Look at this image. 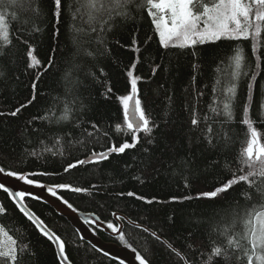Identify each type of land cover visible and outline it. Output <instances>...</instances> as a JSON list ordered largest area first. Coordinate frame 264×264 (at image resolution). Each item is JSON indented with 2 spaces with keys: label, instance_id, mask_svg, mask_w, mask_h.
<instances>
[{
  "label": "trees",
  "instance_id": "1",
  "mask_svg": "<svg viewBox=\"0 0 264 264\" xmlns=\"http://www.w3.org/2000/svg\"><path fill=\"white\" fill-rule=\"evenodd\" d=\"M5 4L6 7L0 6V11L9 25L11 46L0 57V66L6 68L5 75L0 77V113H3L0 167L31 173L29 178L37 182L86 188V192L63 188L57 194L76 209L97 213L116 229L114 214H127L167 238L192 264H205L216 246L221 247L222 253L221 257L213 258L212 264H247L244 249H250V243L245 238L244 221L254 219V215L248 216L253 203L257 205L256 211H264L260 207L264 200L246 182L234 185L228 193L216 198L197 197L214 191L233 175L247 174L250 170L243 165L242 172L240 164L250 138L244 119L250 120L259 141L264 143V112L258 108L264 100V27L257 53L261 56V68L250 115L245 117L243 113L248 77L242 75L229 119L222 114L217 116L213 110L222 112L223 102H228L229 74L234 71L230 64L235 48L244 50L242 70L251 75L247 67L251 64L254 69L251 40H220L195 48L165 49L159 44L151 18L141 11L135 19H117L110 31L101 34L103 44L96 40L85 43L77 55L72 42L73 27L86 25L79 17L73 18L74 0H62L59 23L54 15V0H17V5L5 0ZM29 5L38 11L30 10ZM24 40H28L27 45ZM3 45L0 39V47ZM28 48L34 49L40 61L36 68L28 67ZM75 64L82 70L73 71ZM133 64L134 74L140 77L139 98L150 120L159 127L152 136L140 132V142L123 154L113 153L106 160L65 171L69 163L85 160L93 151H106L111 145L119 146L125 141L134 142L118 100L119 96L130 94L127 71ZM66 73H72L67 80ZM74 82L78 86L74 87ZM108 87L111 93L107 92ZM33 95L35 100L28 104ZM65 104L74 109L67 121L60 120ZM21 105L27 107L16 116L10 115ZM45 116L48 118L43 119ZM194 118L199 121L195 126ZM208 139H212L211 144ZM256 171L259 172L258 166ZM249 179L264 188V178L256 175ZM129 192L135 195H127ZM246 192L253 193L251 201ZM26 201L64 240L66 253L75 264H121L84 241L44 201L34 197H27ZM0 205L6 210L0 213V225L18 244L28 246L19 264H58L53 243L2 189ZM90 225L105 240L137 250L149 264H186L180 255L146 230L126 223L123 233L113 237L93 223ZM232 237L235 243L229 246L227 241ZM4 239L0 233V240ZM236 243L240 248L233 250ZM253 264L259 262L254 258Z\"/></svg>",
  "mask_w": 264,
  "mask_h": 264
},
{
  "label": "snow or ice",
  "instance_id": "2",
  "mask_svg": "<svg viewBox=\"0 0 264 264\" xmlns=\"http://www.w3.org/2000/svg\"><path fill=\"white\" fill-rule=\"evenodd\" d=\"M61 2L62 0H54L56 8L54 15L56 16L57 23H59ZM10 3L11 5H17V0H10ZM74 4L76 8L73 13V18L76 19L79 17L86 25V27H76L75 25L73 27L74 35L72 42L77 55L81 54V50L85 43L91 44L93 40H96L98 44H103L104 40L101 34L110 31L117 19H135V15L141 11H146L147 15L151 18V22L158 35L159 44L165 49L169 47L180 49L189 47L195 48L198 44L214 43L220 40H251V50L255 55L254 69L251 64L247 65V67L251 69V75L249 76L248 71L242 70L245 61L244 50L242 48H235V54L231 57L230 64V67H234V71L229 74L230 87H228L227 91L230 96L228 97V102H223L222 112L220 110H213L217 116L222 114L229 119L232 117L233 98L236 94L238 81L243 75L244 77H248L247 97L243 113L245 117L250 115L252 108L251 101L255 93V81L257 80L261 68V56L257 53L259 50V38L262 35V27H264V0H86V3H82V0H74ZM0 6H7L5 0H0ZM29 8L34 12L38 11V8H32L31 5H29ZM13 18L15 19V15ZM58 34L59 30L57 29V35ZM92 34L96 35L93 36ZM0 39L4 42V45L0 47V57H3L6 55L5 49L11 46V40L9 36V25L2 11H0ZM22 42L26 45L28 44V40ZM86 54L91 55V53ZM26 58L29 61L28 67L36 68L40 65V61L34 55L33 48H28L26 51ZM135 66L136 65L133 64L127 71V76L130 78V94L118 97L122 105L126 129L132 133V140L134 142L129 143L125 141L119 146L115 144L111 145L106 151H93L92 155L95 157V162L106 160L113 153H125L127 149L134 148L136 144L140 142V132L145 133L147 136H152L154 130L159 127L158 124L150 120L139 98L138 81L140 77L134 74ZM48 67H51V61ZM78 70L82 69L79 64H75L73 71ZM5 71L6 68L0 66V77L5 75ZM100 72L103 74L102 68ZM70 75H72V73H66L65 79L67 80ZM89 75L94 76L95 74L89 73ZM153 75H155V72H153ZM76 86H78V82H74V87ZM32 87L33 92H35V83ZM111 91V87H108L107 92L111 93ZM33 100H35V95L28 101V104H31ZM75 103L76 101L73 100L72 104ZM24 107H27V105H21V107L11 112L10 115L16 116ZM258 108L260 111L264 112V100L259 102ZM63 111L64 115L60 117V120L67 121L71 118V113L74 109L70 104H65ZM0 115H3V113H0ZM42 118L47 119L48 117L45 116ZM198 123L199 121L197 119L194 118L192 120L194 126ZM243 123L248 125L250 138L248 139L246 148L241 154V171L243 172V165H246L250 170L247 174L239 176L233 175V178L222 183L215 188L214 191L201 193L197 198H216L222 193H228L234 185L246 182L248 188L253 189L255 194L258 195L261 200H264V188L256 184L255 181L249 179L256 175L264 178V143L259 141V134L256 128L252 126L249 119H244ZM92 127L95 129L97 125L93 124ZM117 128L120 129L121 126L117 125ZM208 132H212L211 126L208 127ZM89 135H91V133H89ZM149 143H152V141L149 140ZM208 143L211 144L212 139H208ZM85 163L86 161L83 159L77 160L74 163H69L65 171H69ZM257 166L259 167V172L256 171ZM0 173L8 177H15L28 185L35 184L38 187H42V185H39L35 180L23 173L6 171L3 167H0ZM57 187L68 189L71 186L60 184L57 185ZM0 189L8 193L13 201L20 204L19 210L28 220L35 224L44 237L58 246V264H68L65 242L59 235L47 230L43 225V221L34 217L33 214L26 211L23 207L22 202L26 197L32 194L24 190L11 189L3 182H0ZM71 190L75 192L88 191L86 188L81 187L71 188ZM48 191L51 192L53 196L57 195L56 191L52 188H49ZM252 194V192L245 193L249 201L252 200ZM127 195L133 196L135 194L129 192ZM138 198L145 199L144 197ZM191 198L192 197H184L183 199ZM172 199L177 200L178 198L173 197ZM146 202L152 203L153 201L147 200ZM64 203L67 204L68 202L65 200ZM68 207L71 208L72 206L69 204ZM256 207L257 205L253 203L251 205L252 211L248 213L249 217L254 215V219L250 218L244 221L246 229L245 238L248 239L250 243V249H244L247 264H253L254 258L259 264H264V211H256ZM260 207H264V204H261ZM5 211V208L0 205V213H4ZM109 227L113 228L115 231H119L112 224H109ZM227 231L228 229L225 228V234ZM0 233H2L5 238L4 240H0V264H19L22 254L28 252V246L26 244H18V241L5 231L2 225H0ZM121 239H124V237L121 236ZM227 243L229 246H232L235 243V237L229 238ZM239 248V243H236V247L233 250H238ZM221 253V247H214L205 261V264H212L213 258L221 257ZM136 259L139 260V264H149V260L143 255H137ZM121 264H123V262H121Z\"/></svg>",
  "mask_w": 264,
  "mask_h": 264
},
{
  "label": "water",
  "instance_id": "3",
  "mask_svg": "<svg viewBox=\"0 0 264 264\" xmlns=\"http://www.w3.org/2000/svg\"><path fill=\"white\" fill-rule=\"evenodd\" d=\"M86 163H91L89 161H95V157L90 155L89 157L85 158ZM28 175L29 177L32 175L31 173H23ZM0 182H3L7 187L15 190H24L26 192H30L32 195L28 197H34L41 201L47 203L50 207H52L56 213L63 216L79 233L80 237L89 243L93 248L98 250L99 252L103 253L106 256H109L113 259L121 261L125 264H139V260L136 259L139 253L137 250L131 248L128 245H122L115 241H108L105 240L102 236L98 235L93 228L91 227L90 223H93L96 227L102 229L108 235L113 237L119 236L123 233L126 223L146 230L148 233L162 241L166 244L170 249H174L178 255H180L186 264H192L188 258L185 256L183 252H181L178 248H176L167 238L159 234L157 231L152 229L150 226L136 222L132 220L127 214L124 213H115L114 218L118 222V230L115 231L113 228L109 227L108 222L104 221L97 213L93 211H84L80 209H76L73 206L70 208L68 207L69 203L65 204L64 199L59 196H53L51 192L48 191L49 188H52L58 193L59 190L63 188L57 187V185L46 183V182H37L42 187H38L34 185H28L21 180H18L15 177H8L2 173H0ZM60 185V184H58ZM70 185V184H67ZM71 186V185H70ZM73 188V187H71ZM38 197V198H37ZM11 198V197H10ZM27 198V197H26ZM25 200L22 202L23 207L26 211L33 214L34 217L38 218L39 220L43 221L44 227L49 230L51 233H55L58 235L53 229H51L45 221L32 209V207L27 203ZM12 199V198H11ZM13 201V200H12ZM16 206L20 209V204L16 201H13ZM32 222V221H31ZM33 223V222H32ZM34 224V223H33ZM35 225V224H34ZM37 228V227H36ZM62 239V238H61ZM63 240V239H62ZM64 241V240H63ZM52 242V241H51ZM56 253H58V246L52 242ZM66 251V245H65ZM58 256V255H57ZM68 256V255H67ZM68 264H75L68 256Z\"/></svg>",
  "mask_w": 264,
  "mask_h": 264
},
{
  "label": "flooded vegetation",
  "instance_id": "4",
  "mask_svg": "<svg viewBox=\"0 0 264 264\" xmlns=\"http://www.w3.org/2000/svg\"><path fill=\"white\" fill-rule=\"evenodd\" d=\"M116 221V220H115ZM117 225H118V222L116 221ZM126 226V225H125ZM125 229V228H124ZM124 231V230H123ZM107 234V233H106Z\"/></svg>",
  "mask_w": 264,
  "mask_h": 264
}]
</instances>
